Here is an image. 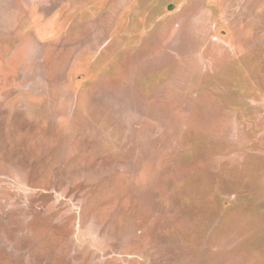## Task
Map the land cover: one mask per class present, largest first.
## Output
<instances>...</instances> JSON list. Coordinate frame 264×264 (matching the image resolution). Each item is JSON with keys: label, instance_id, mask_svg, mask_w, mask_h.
I'll list each match as a JSON object with an SVG mask.
<instances>
[{"label": "rangeland", "instance_id": "rangeland-1", "mask_svg": "<svg viewBox=\"0 0 264 264\" xmlns=\"http://www.w3.org/2000/svg\"><path fill=\"white\" fill-rule=\"evenodd\" d=\"M0 264H264V0H0Z\"/></svg>", "mask_w": 264, "mask_h": 264}]
</instances>
